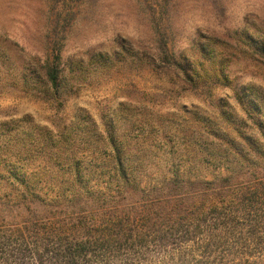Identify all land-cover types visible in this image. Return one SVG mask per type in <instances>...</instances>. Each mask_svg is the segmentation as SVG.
I'll list each match as a JSON object with an SVG mask.
<instances>
[{"label":"trees","instance_id":"obj_1","mask_svg":"<svg viewBox=\"0 0 264 264\" xmlns=\"http://www.w3.org/2000/svg\"><path fill=\"white\" fill-rule=\"evenodd\" d=\"M197 34L188 52L175 53L166 41L156 49L134 51L122 43L119 53L68 55L59 33L45 47L24 52L0 32V97L40 101L62 114L72 98L128 54L141 69L170 77L180 91L212 96L230 90L264 138V99L234 88L228 71L243 58L264 69V26L248 22L220 36ZM8 116L0 115V216L6 219L11 207L15 243L32 240L35 264L45 256L55 264H84L97 253L142 251L155 242L183 246L237 224L252 228L248 238L264 235L256 230L264 229V153L253 135L210 145L203 157L192 149L197 156L184 174L173 171L169 159L167 175L153 183L139 174L146 163L133 155L138 148L127 143L116 113L100 124L80 110L37 124L35 136L27 126L15 132L25 119ZM207 132L218 140V131ZM204 166L215 172L202 175Z\"/></svg>","mask_w":264,"mask_h":264},{"label":"rangeland","instance_id":"obj_2","mask_svg":"<svg viewBox=\"0 0 264 264\" xmlns=\"http://www.w3.org/2000/svg\"><path fill=\"white\" fill-rule=\"evenodd\" d=\"M248 22L264 26V0H0V32L24 52L52 43L56 33L64 38L68 55L100 50L119 53L122 43L134 51L156 49L166 41L175 53L188 52L197 33L220 36ZM228 71L234 88H246L251 96L264 99V69L243 58L230 63ZM169 78L141 69L137 59L123 54L108 74L97 76L92 86L72 98L62 114L56 115L40 101L4 95L0 115H9L8 119L12 115L18 122L25 119L15 125V132L21 133V127L27 126L35 136L32 131L37 124L43 126L49 119L73 116L80 110L100 124L116 113L127 143L138 148L133 155L146 163L139 174L153 183L167 175L171 166L167 160L174 161L173 171L184 174L189 171V161L197 156L190 153L192 149L203 157L210 145L223 146L231 139L240 143L239 136L253 135L255 147L264 153L261 130L230 90L219 89L212 96L180 91ZM208 130L218 131V140ZM207 166L199 169L202 175L215 172ZM0 199L4 201L2 192ZM12 212L11 207L5 210L7 220L0 216V264H35L32 240L15 243ZM208 227L201 230L208 231ZM250 229L237 224L234 229L215 231L227 232L216 238L201 237L183 246L155 242L142 251L115 249L108 255L97 253L83 263L264 264V235L248 238L245 233ZM167 234L171 240L170 231ZM45 259L42 264H55L51 256Z\"/></svg>","mask_w":264,"mask_h":264}]
</instances>
